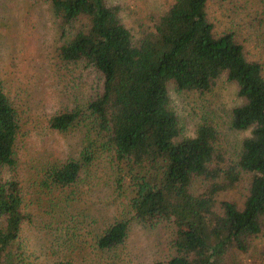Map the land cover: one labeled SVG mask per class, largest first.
Masks as SVG:
<instances>
[{
	"label": "trees",
	"instance_id": "16d2710c",
	"mask_svg": "<svg viewBox=\"0 0 264 264\" xmlns=\"http://www.w3.org/2000/svg\"><path fill=\"white\" fill-rule=\"evenodd\" d=\"M44 1L57 58L95 79L80 104L47 115L51 129L81 125L84 142L77 155L46 165L40 181L71 202L82 169L105 155L117 189L121 171L128 175L129 215L99 230V249L121 244L132 220L167 228V264H264V0H169L135 32L117 3ZM220 76L239 98L227 119L230 130L246 131L235 145L204 116L185 133L168 92L169 84L208 91ZM20 126L0 80V264H86L41 260L27 249Z\"/></svg>",
	"mask_w": 264,
	"mask_h": 264
},
{
	"label": "rangeland",
	"instance_id": "374dc122",
	"mask_svg": "<svg viewBox=\"0 0 264 264\" xmlns=\"http://www.w3.org/2000/svg\"><path fill=\"white\" fill-rule=\"evenodd\" d=\"M108 1L119 4L124 21L135 32L169 0ZM53 21L44 0H0V80L21 118L16 156L30 215V220L22 222L27 249L41 260L68 257L86 264H167L168 230L163 223L149 227L130 220L121 244L110 250L96 246L95 235L101 228L129 215L128 175L121 171L123 179L117 189V169L107 156L93 159L82 169L83 179L77 182V197L71 202H61L56 190L40 181L46 165L77 155L84 142L81 125L65 131L51 129L46 125L47 115L80 104L95 79L86 69L57 58L59 41ZM168 92L185 133L203 116L218 124L227 145H235L246 133L227 126L229 109L239 98L235 84L223 76L208 91H177L169 84ZM230 148L228 155H232ZM49 196L55 204L47 212Z\"/></svg>",
	"mask_w": 264,
	"mask_h": 264
}]
</instances>
